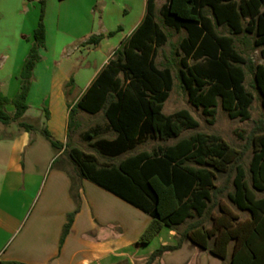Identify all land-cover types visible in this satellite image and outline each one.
<instances>
[{
    "label": "trees",
    "instance_id": "16d2710c",
    "mask_svg": "<svg viewBox=\"0 0 264 264\" xmlns=\"http://www.w3.org/2000/svg\"><path fill=\"white\" fill-rule=\"evenodd\" d=\"M156 0H149L143 22L114 53L97 75L75 108L95 115L103 112L114 139H98L93 148L107 161L90 152L72 148L70 154L83 177L148 214L151 222L137 241V246L151 243L164 228L176 230L177 243L156 249L145 264H153L163 255L181 249L185 241L229 264H264V119L252 136L253 157L250 180L242 160L243 152L222 137L197 133L173 145L140 151L115 163L150 139L168 141L199 122L187 110L164 113L174 86L171 66L157 65L159 50L170 35L156 21ZM45 4L34 43L24 63L21 90L10 99L0 91V123H17L27 132L37 130L23 120L29 105V90L34 71L45 46ZM164 27L185 32L179 41V78L189 102L213 118L221 105L231 119L251 118L254 95L248 91L244 66L254 74L264 109V63L254 65L237 47V37H254L255 47L264 58V0H168L161 9ZM227 27L229 34H221ZM111 33L109 36H112ZM105 36H92L89 43L98 46ZM13 105L9 114L6 105ZM70 112L73 122L76 109ZM97 128L87 132L86 140L98 136ZM42 135L54 148H62L48 130ZM235 172L234 190L219 187L220 176ZM227 192L228 202L220 196ZM240 212H248L243 218ZM218 206L219 211L213 212ZM79 208L67 218L61 247L69 235ZM209 217L211 225L205 224ZM6 264H25L10 262Z\"/></svg>",
    "mask_w": 264,
    "mask_h": 264
},
{
    "label": "crops",
    "instance_id": "0c3cea01",
    "mask_svg": "<svg viewBox=\"0 0 264 264\" xmlns=\"http://www.w3.org/2000/svg\"><path fill=\"white\" fill-rule=\"evenodd\" d=\"M42 2L48 40L53 28L55 35L66 38L62 45L54 39L53 48L40 50L42 58L34 71L28 101L45 77L48 89L39 93L44 108L34 111L29 106L23 117V120L31 118L38 129L27 132L18 128L20 137L0 136V264H145L156 249L176 244L177 232L164 228L151 243L136 245L151 218L82 176L70 154L71 149L94 153L104 162L107 158L93 148V143L108 138L100 136L102 129L98 125L95 127L99 130L98 136L86 140L87 132L92 129L79 132L78 123H71L70 112L114 53L143 22L149 0H26L19 4L23 12L19 16L23 30L20 32L24 38L31 34L33 37L40 21L41 14L32 11L31 5L42 6ZM167 2L156 0V21ZM4 3L8 5L9 0ZM111 33L113 35L109 36ZM100 35L105 38L98 46L88 42L92 36ZM19 43L22 49H16V56L5 55L0 61V91L3 93L1 84L9 81L10 95L3 94L10 99L21 90L22 69L31 49L25 40L20 39ZM38 67L44 68L45 76ZM5 109L11 115L15 112L11 104ZM75 109V116L83 111ZM106 127L111 130L109 123ZM44 129L62 148L50 144L41 133ZM36 132L41 133L54 153L47 158L33 154V166L29 169L25 155L37 142L33 135ZM81 134L95 151L78 147L75 138ZM115 137L116 134L109 140ZM58 161L61 165L55 167ZM40 163L42 168H39ZM78 208L71 231L61 247L67 218ZM153 264L229 262L185 241L181 249L163 255Z\"/></svg>",
    "mask_w": 264,
    "mask_h": 264
},
{
    "label": "rangeland",
    "instance_id": "374dc122",
    "mask_svg": "<svg viewBox=\"0 0 264 264\" xmlns=\"http://www.w3.org/2000/svg\"><path fill=\"white\" fill-rule=\"evenodd\" d=\"M22 2H26V0H9V4H5L4 0H0V61H2V57L5 55L16 56L17 52L16 49L21 48L22 45L19 43V40H25V43H29L32 47L34 40L32 37V34L24 38L22 36L23 31L21 29L22 21L19 19V16H22V9L19 4H22ZM42 6L35 4V7L31 5V10H36L38 13L41 14ZM46 14V13H45ZM157 22H159L163 27L162 18L160 17V14H157ZM44 24L46 27V21H45V15H44ZM165 31L170 35L169 42L162 47L159 50V55L157 58V65L160 68L171 66L172 72L174 76V86L173 90L171 91L170 97L168 101L165 104L164 107V113L167 115L174 114L180 110H187L190 112V114L199 122V127L196 129L186 130L184 131L179 138L170 139L168 141H163L160 139H150L146 143L141 144L138 146L134 151H131L124 156L118 158L115 160V163H118L120 160L134 154L140 151H150L156 150L159 146H166V145H173L178 140L190 137L191 135L197 134V133H205V134H214L222 137L224 140H226L231 146L238 149L239 151L243 152V160L242 163L245 167V169L248 172V178L250 180V173H249V166L250 162L253 157V147L251 145L252 136L254 133H256L257 128L260 126L261 122L264 119V109L262 106V100L261 95L259 91L256 89L254 85V74L249 71V68L247 66L245 67L247 78L245 85L251 93H253L255 99L254 103L251 107V118L246 121H241L239 119H231L226 111H224L219 105L216 109V115L211 118L207 117L203 114V111L201 108H197L193 106L188 99V93L186 89L183 88L182 83L179 78V71H180V63H179V57L176 55V49H178L179 41L182 37L186 35L185 32L176 33L174 30L164 27ZM54 28L52 29V33L50 34V39L47 38V29H46V41L45 46L42 48L43 51H47V49L53 48L54 46V39L55 43L58 45H62L64 43V38L60 35H55L53 33ZM218 31L221 34L228 35L229 30L227 27H219ZM48 40V41H47ZM60 41V42H59ZM237 47L239 51L244 55V57L251 59L254 65L263 64L264 58L261 54L260 48L255 47L254 44V37L252 36H238L237 37ZM30 52V51H29ZM51 53V52H50ZM59 53L56 51V54ZM42 58V56H41ZM40 62V61H39ZM38 62V63H39ZM38 66V64H37ZM36 66V68H37ZM35 68V69H36ZM40 70V73L43 75L44 68L38 67ZM45 76V75H44ZM1 78V77H0ZM2 91L6 95H10V83L9 81L6 83H2ZM15 85V84H14ZM48 80L43 77V81L40 85H36V88L33 90L32 98L27 102L30 107L34 111H37L40 108H44L42 104L43 99L39 97V93H43L48 89ZM33 86V81L30 87V90ZM29 90V92H30ZM13 93V90L11 92V95ZM18 94V93H17ZM16 94V95H17ZM45 111V110H44ZM24 121L30 125H36V123L28 117L24 118ZM73 122L78 123L79 125V132H86L88 130H91L98 125L101 127V137H106L110 139L115 135V131L113 129L110 130L107 126L108 120L103 114V112H100L98 114L92 115L84 111H79L78 115L73 118ZM22 129L18 126L17 123L11 124L9 127L0 123V136H5L9 134L12 137H20L19 129ZM77 129L74 131L76 132ZM34 136H36V144L32 147H30L25 155V161L27 168L31 169L33 166L31 163V156L34 154L36 156H40L41 158H47L54 153V149L51 147V145L47 142V140L41 135V133H33ZM76 143L79 148L87 150V151H95L94 149L89 147V144L87 141H85L81 136L75 138ZM61 165V161H58L55 165V167H58ZM43 164H39V168H42ZM235 172L231 171L229 174H224L220 176L218 180L219 187L227 186V192L234 190L233 185V178H234ZM227 192L222 194L220 196V199L223 202H228L227 198ZM259 197H264V193H258ZM233 209L241 214L243 218L248 216V212H240L234 205H232ZM219 208L218 206L214 207L213 212H218ZM145 216L147 214L143 213ZM205 224L207 226L211 225V220L209 217L205 219ZM187 225V224H186ZM186 225L178 227L175 231L178 233H181ZM156 241L155 243H157ZM154 243V244H155Z\"/></svg>",
    "mask_w": 264,
    "mask_h": 264
},
{
    "label": "built area",
    "instance_id": "2783aa9c",
    "mask_svg": "<svg viewBox=\"0 0 264 264\" xmlns=\"http://www.w3.org/2000/svg\"><path fill=\"white\" fill-rule=\"evenodd\" d=\"M35 1H42V0H35Z\"/></svg>",
    "mask_w": 264,
    "mask_h": 264
}]
</instances>
